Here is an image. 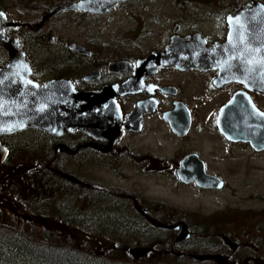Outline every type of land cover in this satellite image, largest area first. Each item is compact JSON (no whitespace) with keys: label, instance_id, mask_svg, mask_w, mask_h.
Instances as JSON below:
<instances>
[{"label":"flooded vegetation","instance_id":"flooded-vegetation-1","mask_svg":"<svg viewBox=\"0 0 264 264\" xmlns=\"http://www.w3.org/2000/svg\"><path fill=\"white\" fill-rule=\"evenodd\" d=\"M28 1L18 3L26 19H16L19 26L7 33L17 37V49L30 66L31 79L42 85L68 81L81 92L106 90L104 98L115 101L119 109L120 128L109 130L108 125L97 134L73 129L54 136L33 129L44 132L48 139L43 152L36 150L34 168L44 167L58 183L48 193L51 206L71 212L78 219L77 223L70 222L73 217L68 216L59 224L71 227L93 218L100 228L96 238L104 242V250L112 248L106 254L113 258H144L153 264H176L166 263V259H176L179 264H264V235L259 225L212 224L204 229L192 225L186 213L158 196L113 180H128L133 174L163 175L165 166H175L170 175L181 185L192 184L204 191L227 185L224 181L222 188H206L195 181L185 183L178 170L191 154L199 155L207 173L222 177L209 172L207 162L197 151L177 154L173 159L161 156L152 141L164 136L165 128L184 143L193 139L197 110L187 94L189 89L194 95L208 90L215 94L227 92L226 104L236 92L247 88L239 83L240 79L218 88L219 69L190 68L187 62L148 58L167 52L173 41L186 51L226 43L235 12L238 10L240 21L245 18L247 6L254 8L264 0H128L103 13L66 9L53 16L48 15L57 6L78 0ZM9 7L7 4L0 10L11 18ZM230 55L225 73L228 79L240 78V55L231 51ZM9 61L7 49L0 46V67ZM198 82L200 89L192 87ZM247 91L254 101L264 98L256 91ZM166 115L179 118L185 134H178ZM19 133L0 140L11 149L14 145L10 141ZM248 215L243 218H252ZM155 222L180 226L167 229ZM182 222L191 235L178 240ZM200 254L219 259L197 258Z\"/></svg>","mask_w":264,"mask_h":264},{"label":"water","instance_id":"water-1","mask_svg":"<svg viewBox=\"0 0 264 264\" xmlns=\"http://www.w3.org/2000/svg\"><path fill=\"white\" fill-rule=\"evenodd\" d=\"M124 1L128 0H78L57 6L48 16L66 9L103 13ZM245 11V18H241L240 21L238 10L232 16L230 39L224 44L186 51L176 46L173 41L167 52L153 54L148 59L161 61L167 58L187 62L190 68L219 69L220 75L216 81L218 88L232 80L238 82L240 79L239 83L247 90L264 95V4H257L254 8L247 6ZM0 13H3V17H0V46L7 49L10 59L6 66L0 67V138L30 128L54 136L73 129H83L91 134H97L104 131L108 125L109 130L120 128L119 109L115 101L104 98L106 90L81 92L68 81L54 80L42 85L31 79L30 66L17 49L19 44L17 37L7 33L17 29L20 23L9 18L5 11L0 10ZM173 51L175 54L171 56ZM230 51L240 55L242 60L240 78L228 79L225 73L227 58L231 57ZM247 90L236 92L222 106L217 116V126L228 140L248 142L254 150L263 151L264 111L257 106ZM166 117L178 134H185L181 127L183 122L179 118L169 115ZM186 123L188 124V121ZM9 154V147L0 140V165ZM60 173L78 182L73 176L61 171ZM178 175L185 183L195 181L206 188L224 186L223 179L205 171L204 162L198 154H191L184 159L183 168L178 170ZM155 224L167 229H176L180 226L156 222ZM182 224L178 240H184L191 235L187 224L184 222ZM196 257L219 259L218 256L202 254Z\"/></svg>","mask_w":264,"mask_h":264},{"label":"rangeland","instance_id":"rangeland-1","mask_svg":"<svg viewBox=\"0 0 264 264\" xmlns=\"http://www.w3.org/2000/svg\"><path fill=\"white\" fill-rule=\"evenodd\" d=\"M3 1L11 6L9 7L11 18L26 19L19 8L20 0ZM192 87L201 88L199 82ZM203 92L198 94L200 97L193 94V89L187 92L197 110L191 141L184 143L173 137L170 130L165 128L164 136L154 138L152 142L161 156L166 155L173 159L174 155L197 151L207 162L209 172L220 174L226 181L227 185L224 188L204 191L192 184L181 185L176 177L170 175V172H175V166L172 167L173 169L165 166L163 175L143 177L133 174L128 180H113L129 189H142L149 195L158 196L164 203L171 204L179 212L186 213L192 225L207 229L212 224L217 227L218 225L239 226L244 222L250 225L255 223L262 228L261 234L264 235V150L256 151L248 142L233 143L228 140L217 126V116L226 100L229 99V93L215 94L209 90ZM255 102L260 109L264 110V98L257 97ZM46 136L44 132L28 129L10 141L16 149L20 148L18 151L23 149L17 156L19 171L21 168L34 167L36 150L43 152L46 149L48 141ZM38 143H42L39 148L36 147ZM1 196L6 203L14 205L15 212L25 217L33 215L22 202L15 199L14 194L2 193ZM248 214H251L252 218L244 219L243 216ZM59 218V216L51 215L45 220L44 225L52 227L56 221L61 220ZM32 219L36 221V218ZM68 228L76 235L77 242L86 246L87 249L101 250L103 248L104 242L96 238L100 228L93 218H86V222L79 225L71 224ZM55 240L63 245L70 241L65 236ZM146 261L148 260L144 258L137 260L138 264H146ZM0 264H11L1 257V252ZM18 264L45 263L23 257Z\"/></svg>","mask_w":264,"mask_h":264},{"label":"trees","instance_id":"trees-1","mask_svg":"<svg viewBox=\"0 0 264 264\" xmlns=\"http://www.w3.org/2000/svg\"><path fill=\"white\" fill-rule=\"evenodd\" d=\"M3 3L4 1L0 0V8L7 5L6 2ZM18 149L12 146L9 156L0 165V252L4 260L11 264L20 263L23 257L45 264H138V259L108 256L106 253L112 251L109 246L105 250L104 248L91 250L77 242L76 235L58 222L73 213L53 208L52 200L48 197L49 191L57 188V181L49 177L44 167L21 168L19 171L17 156L23 149L19 151ZM2 193L14 194L15 199L22 202L33 215L25 217L15 212L14 205L6 203L1 196ZM51 215L59 216L61 220L56 221L52 227L44 225L45 220ZM71 217L73 219L69 221L77 223L78 219ZM32 218H36V221ZM63 236L70 240L64 245L55 240ZM146 262L153 264L152 260ZM165 262L179 264L176 259H166Z\"/></svg>","mask_w":264,"mask_h":264},{"label":"snow or ice","instance_id":"snow-or-ice-1","mask_svg":"<svg viewBox=\"0 0 264 264\" xmlns=\"http://www.w3.org/2000/svg\"><path fill=\"white\" fill-rule=\"evenodd\" d=\"M0 17H3V13H0ZM262 115H264V114H262Z\"/></svg>","mask_w":264,"mask_h":264}]
</instances>
